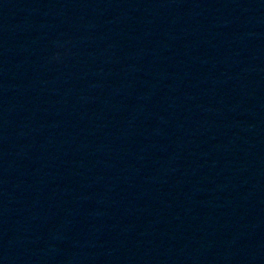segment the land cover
Returning <instances> with one entry per match:
<instances>
[{
	"label": "water",
	"instance_id": "water-1",
	"mask_svg": "<svg viewBox=\"0 0 264 264\" xmlns=\"http://www.w3.org/2000/svg\"><path fill=\"white\" fill-rule=\"evenodd\" d=\"M222 264H264V0H214Z\"/></svg>",
	"mask_w": 264,
	"mask_h": 264
}]
</instances>
